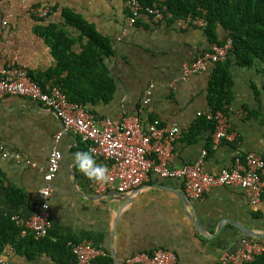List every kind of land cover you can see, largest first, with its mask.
I'll use <instances>...</instances> for the list:
<instances>
[{
    "label": "crops",
    "instance_id": "obj_1",
    "mask_svg": "<svg viewBox=\"0 0 264 264\" xmlns=\"http://www.w3.org/2000/svg\"><path fill=\"white\" fill-rule=\"evenodd\" d=\"M30 5L51 10L47 17H39L29 12ZM68 8L108 37L114 49L106 62L116 82L115 95L106 103L88 106L94 113L113 118L142 113L146 123L159 118L183 127L184 133L174 144L176 166L194 163L205 155L206 170L217 174L232 168L240 152L264 155V77L260 64L233 65L234 98L228 114L221 113L227 116L235 139L224 137L215 142L212 134L209 151V131L195 136L190 130L201 115L212 112L210 83L220 61H210L203 72L186 79L183 70L214 43L202 28H180L168 18L154 25L149 16L142 15L130 26L125 0H0V70L18 65L32 76H46L55 69L57 60L47 28L63 26V13ZM65 29L75 38L80 34L72 26ZM217 35L222 40L228 32L218 25ZM87 40H77L73 45L76 53L82 52ZM43 82L47 86L53 81L45 77ZM150 84H154L151 101L142 106ZM61 128L60 118L43 103L21 95L0 99V143L5 147L0 154V218L11 219L14 214L29 217L38 212L39 190L46 183L48 158L56 147L62 159L52 182L54 240H91L105 248L106 256L114 259L116 254L120 262L132 254L161 247L174 251L182 264H216L226 250L241 247L245 238L264 242V238L244 235L235 224L264 232V196L253 205L240 188L221 185L200 199L184 201L178 193L184 191L180 181L157 177L125 193L98 192V183L89 181L74 166V154L88 150L87 144L73 132L56 140ZM195 217L201 220L202 231ZM3 222L1 219L0 230ZM51 256L43 252L28 259L10 244L0 255L14 264H58Z\"/></svg>",
    "mask_w": 264,
    "mask_h": 264
},
{
    "label": "built area",
    "instance_id": "obj_2",
    "mask_svg": "<svg viewBox=\"0 0 264 264\" xmlns=\"http://www.w3.org/2000/svg\"><path fill=\"white\" fill-rule=\"evenodd\" d=\"M129 10V25H133L143 14L149 16L152 24L164 21L165 12L161 5L154 2L146 6L140 0H125ZM164 2L165 0H160ZM50 7L30 5L29 12L39 17H47ZM8 21H4L6 25ZM175 24L180 28L196 26L204 29L207 20L204 16H188L178 18ZM2 29H0V35ZM233 48L231 37L223 44L214 43L209 51L201 53L198 58L184 66V78L203 72L210 61L225 60ZM154 84L145 90L141 100L142 106L151 101ZM6 95L30 97L50 107L60 118L62 128L56 135L59 140L63 134L76 133L87 144L88 150L106 167L109 180L98 183L97 191H116L125 193L136 189L152 177L160 179H176L183 184L187 197L200 199L215 186H234L243 190L251 204H258L264 196V158L262 155L246 151L235 157L232 168L223 169L217 174L208 172L204 166V156L196 162L176 166L174 164V144L184 133V128L177 124L162 122L159 118L146 123L142 113L122 114L117 118L101 116L89 110L81 103L72 101L57 84L42 87L23 66H12L0 70V99ZM208 118L217 120L214 132L215 142L222 138L234 140L230 131L227 116L221 112L206 114ZM5 147L0 143V154ZM5 156V155H4ZM62 152L54 147L48 158L44 174L45 185L40 188L41 207L29 217L12 215L11 219L20 226V235H32L42 238L52 228L50 219L52 182L56 177ZM249 239V238H248ZM243 239V245L234 250H226L220 258L222 264H244L251 262L264 252V242ZM78 264H95L99 257L108 255L102 246L91 240L78 243L70 242ZM127 264H182L177 254L166 248H157L152 252H138L125 258ZM0 264H14L0 257Z\"/></svg>",
    "mask_w": 264,
    "mask_h": 264
},
{
    "label": "trees",
    "instance_id": "obj_3",
    "mask_svg": "<svg viewBox=\"0 0 264 264\" xmlns=\"http://www.w3.org/2000/svg\"><path fill=\"white\" fill-rule=\"evenodd\" d=\"M140 2L146 6H151L154 2L162 4L161 7L165 12L164 21L167 18L168 21L175 22L174 19L177 18L204 16L207 20L204 30L213 43L223 44L231 37L233 48L224 61L216 63L211 79L209 101L212 113L220 111L228 114L229 112V104L234 98L232 90L234 64L245 67L260 64L259 71L264 77V0H165L164 2L140 0ZM63 16L65 20L63 26L51 25L47 28L57 67L46 76L33 75V78L42 86H45L43 78L51 79L53 84L62 87L70 100L87 107L110 101L116 91V82L106 62L114 52L110 39L70 8L64 11ZM140 18L141 16L137 20ZM67 25L80 30L77 38L65 29ZM218 25H222L228 32V36L222 40L217 35ZM80 37H87L88 40L82 45V52L76 53L73 45ZM89 110L94 112L90 107ZM216 128L217 120L203 114L192 125L190 131L195 136L209 131L207 149L211 151L213 146L211 135ZM1 219L5 220V224L3 222L2 225L6 229L3 227L0 230V255L5 246L10 244L15 248L16 253L25 255L28 259H35L41 253L49 252L58 264H78L70 242L78 243L82 240L66 237L54 240L52 229L42 238H35L32 235L23 237L20 235L21 228L10 217ZM95 263L114 264V259L112 256H102L97 258ZM121 264L127 263L123 261ZM244 264H264V252L256 256L253 261Z\"/></svg>",
    "mask_w": 264,
    "mask_h": 264
},
{
    "label": "clouds",
    "instance_id": "obj_4",
    "mask_svg": "<svg viewBox=\"0 0 264 264\" xmlns=\"http://www.w3.org/2000/svg\"><path fill=\"white\" fill-rule=\"evenodd\" d=\"M74 166L89 181L103 183L109 180L106 167L96 164L94 155L88 150L77 151L74 154Z\"/></svg>",
    "mask_w": 264,
    "mask_h": 264
},
{
    "label": "water",
    "instance_id": "obj_5",
    "mask_svg": "<svg viewBox=\"0 0 264 264\" xmlns=\"http://www.w3.org/2000/svg\"><path fill=\"white\" fill-rule=\"evenodd\" d=\"M179 193V196L182 200L186 201V200H189L190 201V198L187 197L186 193L184 191H181V192H178ZM186 198V199H185ZM194 222H196L197 224V227L202 231L203 229V226H202V223H201V220L198 218V217H195V220ZM235 224L238 226V228H240V230L243 232L244 235H247V236H251V237H254V238H264V232H256L248 227H245L244 225L242 224H239L238 222H235ZM114 259H115V263L116 264H121L118 256L115 254L114 255Z\"/></svg>",
    "mask_w": 264,
    "mask_h": 264
}]
</instances>
